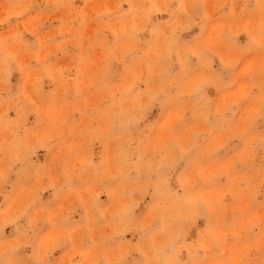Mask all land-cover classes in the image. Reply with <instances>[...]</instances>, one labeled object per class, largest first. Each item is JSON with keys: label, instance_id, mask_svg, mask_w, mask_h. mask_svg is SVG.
I'll use <instances>...</instances> for the list:
<instances>
[{"label": "clouds", "instance_id": "clouds-1", "mask_svg": "<svg viewBox=\"0 0 264 264\" xmlns=\"http://www.w3.org/2000/svg\"><path fill=\"white\" fill-rule=\"evenodd\" d=\"M0 264H264V0H0Z\"/></svg>", "mask_w": 264, "mask_h": 264}]
</instances>
